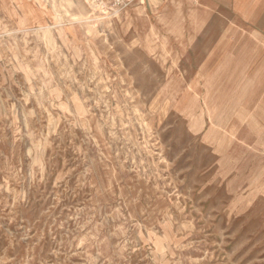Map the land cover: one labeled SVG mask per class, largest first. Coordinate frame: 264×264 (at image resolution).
<instances>
[{
	"label": "rangeland",
	"instance_id": "rangeland-1",
	"mask_svg": "<svg viewBox=\"0 0 264 264\" xmlns=\"http://www.w3.org/2000/svg\"><path fill=\"white\" fill-rule=\"evenodd\" d=\"M9 3L0 264H264V205L204 124L207 30L144 0Z\"/></svg>",
	"mask_w": 264,
	"mask_h": 264
},
{
	"label": "crops",
	"instance_id": "crops-1",
	"mask_svg": "<svg viewBox=\"0 0 264 264\" xmlns=\"http://www.w3.org/2000/svg\"><path fill=\"white\" fill-rule=\"evenodd\" d=\"M152 9L177 14L176 26L189 15L207 30L204 124L249 187L247 199L264 205V0H144L140 10Z\"/></svg>",
	"mask_w": 264,
	"mask_h": 264
},
{
	"label": "built area",
	"instance_id": "built-area-1",
	"mask_svg": "<svg viewBox=\"0 0 264 264\" xmlns=\"http://www.w3.org/2000/svg\"><path fill=\"white\" fill-rule=\"evenodd\" d=\"M138 0H93L98 6L106 9L111 15L134 4Z\"/></svg>",
	"mask_w": 264,
	"mask_h": 264
},
{
	"label": "bare ground",
	"instance_id": "bare-ground-1",
	"mask_svg": "<svg viewBox=\"0 0 264 264\" xmlns=\"http://www.w3.org/2000/svg\"><path fill=\"white\" fill-rule=\"evenodd\" d=\"M3 1H4V3H5L6 5H10V3H9L10 0H3ZM15 1H16V3H17L16 5H21V6H23V4L27 3L28 1H33L34 5L36 6V3H35L36 0H15ZM88 1H90V0H88ZM140 1H141V0H139V2H140ZM86 2H87V1H86ZM85 4H86V3H85ZM12 5H13V4H12ZM91 6H93V7L95 8L94 5H91ZM97 6H98V5H97ZM97 6H96V7H97ZM98 7H99V9H100L103 13H106L107 16H109V17L111 16L110 13H109L106 9H104V8L101 7V6H98ZM89 8H90V7H89ZM3 9H4V8H3ZM123 10H124V9H123ZM134 10H135V9H134ZM136 10H137V9H136ZM120 12H121V11H120ZM117 13L119 14V11L116 12V13H114V15L117 14ZM92 16H93V15H92ZM38 27H39V26H38ZM40 28H41L42 30H43V29L46 30L47 26H46V25H40ZM68 29H69V28H68ZM68 29H67V30H68ZM66 32H67V31H66ZM71 32H72V31H71Z\"/></svg>",
	"mask_w": 264,
	"mask_h": 264
}]
</instances>
